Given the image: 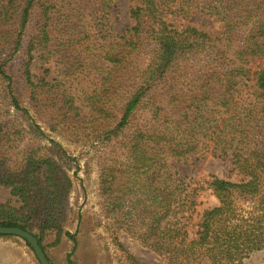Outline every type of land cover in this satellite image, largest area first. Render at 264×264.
<instances>
[{
	"label": "trees",
	"instance_id": "1",
	"mask_svg": "<svg viewBox=\"0 0 264 264\" xmlns=\"http://www.w3.org/2000/svg\"><path fill=\"white\" fill-rule=\"evenodd\" d=\"M112 1L0 0V186L20 203L0 202V226L45 254L51 236L75 248L64 139L103 152L96 226L128 264L121 233L165 264H250L264 249V0H133L122 34ZM191 155L239 179L177 177ZM204 188L219 203L198 213Z\"/></svg>",
	"mask_w": 264,
	"mask_h": 264
},
{
	"label": "rangeland",
	"instance_id": "2",
	"mask_svg": "<svg viewBox=\"0 0 264 264\" xmlns=\"http://www.w3.org/2000/svg\"><path fill=\"white\" fill-rule=\"evenodd\" d=\"M135 1V0H134ZM133 0H113L109 10L113 31L116 34L124 33L131 25L129 7ZM193 24L198 28H209L212 21L201 14L192 17ZM52 77V75H50ZM50 138L53 133H48ZM47 146H53L47 139L39 138ZM60 144L66 151V161L71 168L74 189L67 199L66 216L63 229L76 233V244L68 237L54 245H48L53 236L43 241L46 244V255L52 264H67V255L71 253L72 264H128L123 254L117 247L106 239L101 227L96 226L100 220L99 202L97 193V162L103 152L95 153V149L85 148L78 143L69 144L60 139ZM230 161L227 159L204 155L201 157L191 155L179 161H173V167L177 171V177L189 178L198 181L208 175L237 181L239 175L230 172ZM73 171L76 173L73 174ZM200 203L196 211L218 205V199L210 189L204 188L197 198ZM0 202L9 203L18 207L19 202L10 195L9 189L0 186ZM80 214V222H79ZM120 240L124 247L138 260L140 264H165L162 256L144 247L137 239L126 233L120 234ZM48 245V246H47ZM250 264H264V249L255 252ZM0 264H40L31 248L25 241L16 236H0Z\"/></svg>",
	"mask_w": 264,
	"mask_h": 264
},
{
	"label": "water",
	"instance_id": "3",
	"mask_svg": "<svg viewBox=\"0 0 264 264\" xmlns=\"http://www.w3.org/2000/svg\"><path fill=\"white\" fill-rule=\"evenodd\" d=\"M0 235H11L25 240L30 245L31 250L40 264H51L39 245L37 238H35L30 232L23 230L20 227L0 226Z\"/></svg>",
	"mask_w": 264,
	"mask_h": 264
},
{
	"label": "crops",
	"instance_id": "4",
	"mask_svg": "<svg viewBox=\"0 0 264 264\" xmlns=\"http://www.w3.org/2000/svg\"><path fill=\"white\" fill-rule=\"evenodd\" d=\"M62 240V239H61Z\"/></svg>",
	"mask_w": 264,
	"mask_h": 264
}]
</instances>
